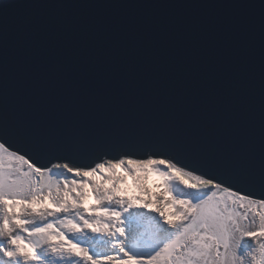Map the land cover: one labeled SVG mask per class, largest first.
<instances>
[{
  "label": "snow or ice",
  "instance_id": "snow-or-ice-1",
  "mask_svg": "<svg viewBox=\"0 0 264 264\" xmlns=\"http://www.w3.org/2000/svg\"><path fill=\"white\" fill-rule=\"evenodd\" d=\"M134 6L0 4V264H264V0L240 5L258 60L250 26L146 39L76 11ZM117 168L157 174V206Z\"/></svg>",
  "mask_w": 264,
  "mask_h": 264
},
{
  "label": "water",
  "instance_id": "water-1",
  "mask_svg": "<svg viewBox=\"0 0 264 264\" xmlns=\"http://www.w3.org/2000/svg\"><path fill=\"white\" fill-rule=\"evenodd\" d=\"M108 2L140 6L89 8L76 11L77 14L84 17L102 19L113 25L122 23L143 25L146 29V39L154 37L156 31L164 25H167L179 41H183L186 34L202 29H207L209 34L219 31L226 36L232 28L238 25L250 26L251 31L246 34V38L251 39L256 49L255 58L258 60V8L240 5H258L260 0H108ZM3 3L4 0H0V4ZM25 11L17 10L16 15H22ZM226 43L230 45L231 41ZM161 75L162 79H168L172 73H162ZM108 155L117 157L119 152L111 151ZM141 155V153H136L135 158H139ZM38 162L41 165L48 163L46 159H39Z\"/></svg>",
  "mask_w": 264,
  "mask_h": 264
},
{
  "label": "bare ground",
  "instance_id": "bare-ground-1",
  "mask_svg": "<svg viewBox=\"0 0 264 264\" xmlns=\"http://www.w3.org/2000/svg\"><path fill=\"white\" fill-rule=\"evenodd\" d=\"M147 177H148L149 184L155 190L153 195H152V197L149 194L146 193V189H144V191H142L143 194L141 193V190H138V185H136L135 183L139 182V178L135 177V176H133V178H132L133 184L124 185V189H122L120 191L123 192L122 193L123 196H126L128 198H132L133 200H135V202L137 204L149 202L151 204V207L154 208L155 207V202H154L155 200L154 199L158 198L157 194H161L162 195L163 189L161 187L160 179L155 174H153V173L148 174ZM89 179H91V177ZM137 198H140V199H137ZM160 198H161V196L159 197V199ZM83 206L85 208H90L89 206H86L84 204H83ZM148 210L151 211L150 209H148ZM139 211H142V209L136 211L137 215H138ZM148 213H149L148 214L149 216H156L157 219L159 218L156 213H153V212H148ZM36 222L37 223H41L42 221L37 220ZM145 222L148 223L147 220H143V225L147 226ZM103 239L105 241L109 240L108 237H103ZM106 246L107 247H111V244L110 243L106 244ZM108 249H110V248H108ZM111 251H115V250L111 248Z\"/></svg>",
  "mask_w": 264,
  "mask_h": 264
},
{
  "label": "rangeland",
  "instance_id": "rangeland-1",
  "mask_svg": "<svg viewBox=\"0 0 264 264\" xmlns=\"http://www.w3.org/2000/svg\"><path fill=\"white\" fill-rule=\"evenodd\" d=\"M115 172H116V174L122 180V182L119 184V189L120 190L124 189V185H131V184H133L132 178H133V176H135V177H138L139 178V182L138 183H135L136 185H138V190H141V193L143 194L142 191H144V189H146V193L149 194L152 197L154 191L151 190L152 187L150 186V184L147 181H144V179L147 178V175L148 174H151L152 172H147V173H144V172H136L135 175H130V174H127V175H122L121 174L120 175V174H118V169H116ZM153 174H155V173H153ZM155 175L160 179V177L157 174H155ZM160 182H161V179H160ZM176 188H177V191L178 192H183L185 190L184 189V186L181 185V184H179V183L176 184ZM85 191H87V187L85 188ZM120 193H121V195H123L122 194L123 192L120 191ZM160 196H161V194H157V197L158 198L157 199H154L153 198L155 200L154 201L155 202V207L157 206V203L156 202H157V200L159 199ZM82 202H83V204H87L86 198H84ZM144 210H146L147 212H151L148 209H144ZM157 216H158V214H157Z\"/></svg>",
  "mask_w": 264,
  "mask_h": 264
}]
</instances>
